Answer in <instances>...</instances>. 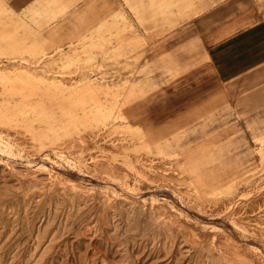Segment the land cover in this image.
Masks as SVG:
<instances>
[{
	"label": "rangeland",
	"instance_id": "rangeland-1",
	"mask_svg": "<svg viewBox=\"0 0 264 264\" xmlns=\"http://www.w3.org/2000/svg\"><path fill=\"white\" fill-rule=\"evenodd\" d=\"M189 2L0 0V264L264 263V205L233 213L264 193V100L224 98L190 21L217 4ZM113 153L181 182L117 183L88 159ZM230 186V209L193 207Z\"/></svg>",
	"mask_w": 264,
	"mask_h": 264
},
{
	"label": "crops",
	"instance_id": "crops-1",
	"mask_svg": "<svg viewBox=\"0 0 264 264\" xmlns=\"http://www.w3.org/2000/svg\"><path fill=\"white\" fill-rule=\"evenodd\" d=\"M190 2L198 8L217 4L191 17L190 21L197 25V50L212 78L220 85L224 98L241 109H247L250 100L254 101L253 106L259 107L264 100V21L260 15L257 21L248 22L254 16V1ZM174 12L172 9V15Z\"/></svg>",
	"mask_w": 264,
	"mask_h": 264
},
{
	"label": "bare ground",
	"instance_id": "bare-ground-1",
	"mask_svg": "<svg viewBox=\"0 0 264 264\" xmlns=\"http://www.w3.org/2000/svg\"><path fill=\"white\" fill-rule=\"evenodd\" d=\"M47 56V55H46ZM25 57V56H24ZM14 58V57H13ZM12 58V59H13ZM28 58V57H27ZM14 59H16V58H14ZM8 60V59H7ZM42 60V59H41ZM40 60V61H41ZM50 60V59H49ZM1 61H3V60H1ZM48 61V60H47ZM10 63V62H9ZM12 63V62H11ZM35 65H36V63H34ZM15 66V65H14ZM67 66V65H66ZM11 67V66H10ZM10 67H6V68H10ZM22 67V66H21ZM57 68V67H56ZM68 68V67H67ZM3 69V68H2ZM5 69V68H4ZM61 69V68H60ZM38 70V69H37ZM52 73V72H51ZM76 76V75H75ZM83 76V75H82ZM41 77V76H40ZM87 78V77H86ZM30 123V122H29ZM30 124H33V123H30ZM36 125H37V123H36ZM40 126V125H39ZM20 128H21V126H20ZM38 129V128H37ZM102 129V128H101ZM86 131H88V130H86ZM98 131V130H97ZM25 132V131H24ZM103 132V131H102ZM23 132H21V134H22ZM77 134V135H76ZM32 135H34V134H32ZM80 135V134H79ZM95 135H97V134H95ZM108 135V134H107ZM107 135H104V136H106L105 138H107ZM84 136V135H83ZM104 136L102 137V138H104ZM109 136V135H108ZM35 137V136H34ZM33 137V138H34ZM76 139H79L80 140V136H78V133H76L75 132V136H74ZM73 137V138H74ZM85 137H88V136H85ZM93 137H95V136H93ZM93 137H91V138H93ZM18 138V137H17ZM20 138V137H19ZM31 138H32V136H31ZM96 138V137H95ZM29 139V138H28ZM111 139V138H110ZM19 140V139H18ZM74 140V139H73ZM104 140V139H103ZM102 140V141H103ZM22 141V140H21ZM24 141V140H23ZM68 141H69V138H68ZM112 141H114V140H112ZM70 142H72V140L70 141ZM116 142V141H115ZM66 143H64V145H65ZM67 147H69L68 149H69V151H74V149H78V147L77 146H75L74 148L72 147V146H74V145H72V143H68L67 142ZM79 145V144H78ZM112 147V146H111ZM111 147H109V148H111ZM119 147V146H118ZM118 147H115V148H118ZM82 148V147H81ZM115 148H111V149H108L109 151H112L113 149H115ZM124 148V147H123ZM123 148H121V147H119L118 149H123ZM67 149V150H68ZM79 150V149H78ZM77 150V151H78ZM104 150H106V149H104ZM76 151V152H77ZM84 151V150H83ZM107 151V150H106ZM114 151V150H113ZM117 151V150H116ZM79 153H80V151H78ZM88 154V153H87ZM113 154H115V153H113ZM123 154V153H122ZM86 155V154H85ZM119 154H115V158H110L111 160L110 161H101V162H99V161H97L96 159H94V158H88L89 160H91V162H92V164H93V166L97 169V170H99V172L101 171V172H103V174H106L107 173V175H110L111 173H113L112 174V176H110V180H114V181H116L117 183H122L123 181H125V176L126 177H129V181L130 180H132V181H137V182H143V183H146V184H148V183H152L153 182V184H155L154 182V180L155 179H158V178H163V179H167L170 183H172V184H175V183H179V182H181V180L179 179V178H177L175 175H169V177H165L166 175H163V173L162 174H159L160 172H159V170H157L159 173H157V172H152V171H147L148 170V168L146 169V170H144L143 168H141V167H137V170L136 171H132V170H129L127 167H125L124 166V163L123 162H125V160H126V157H124V156H122L121 154L118 156ZM90 155L88 154V156L87 157H89ZM134 156V155H133ZM132 155H130V157L129 158H131V160H132V162L135 160V158L133 157ZM90 157H92V156H90ZM109 158V156H106V158ZM112 157V156H111ZM96 158V157H95ZM105 158V157H104ZM106 160V159H105ZM129 162V161H128ZM125 164H127V166H129L128 165V163H126L125 162ZM130 167H132V166H130ZM152 168V167H151ZM134 170V169H133ZM110 171V172H109ZM156 171V170H155ZM162 171V170H161ZM110 173V174H109ZM165 174H167V173H165ZM58 175V174H57ZM56 175V176H57ZM107 175H105V176H107ZM250 175V174H249ZM60 176H62V175H60ZM59 177V176H58ZM60 178V177H59ZM102 178H103V176H102ZM107 178V177H106ZM65 179V178H64ZM67 179V178H66ZM103 179H105V177L103 178ZM108 180V179H107ZM264 180V179H263ZM61 181V180H60ZM63 181V180H62ZM65 181H67V180H65ZM157 181V180H156ZM68 182V181H67ZM163 181H161V183H162ZM65 183V182H64ZM130 183V182H129ZM132 183V182H131ZM157 183V182H156ZM164 183H166V182H164ZM238 183V182H237ZM243 183V182H242ZM245 183V182H244ZM157 184H159V183H157ZM246 184V183H245ZM160 185H162V184H160ZM247 185V184H246ZM231 186H234V185H231ZM231 186H230V188L228 189L227 187H229V186H227L226 187V189L227 190H229V191H231V193L226 197V198H224V201L223 202H218V200L216 199V200H212L213 202H210L209 204H207V203H205V202H203L202 200H201V202H200V204H194L193 205V207L196 209V210H198L200 213H205L206 212V209H208L210 212H218V213H221V212H223V210H226V209H230V207H232V206H235V203L237 202V201H239L240 200V198H242V196H241V191H238L236 188L234 189V188H231ZM237 187V186H236ZM264 187V186H263ZM257 188V187H256ZM262 193V192H261ZM249 201V200H248ZM208 202V201H207ZM259 202V204L258 205H255V203H258ZM264 193L263 194H261L260 196H257L256 198L254 197L252 200H250L249 202H241L239 205H236L235 206V209H234V215L235 216H237V214H243V213H254V212H257V210H259L260 209V207L262 206V205H264ZM262 203V204H261ZM246 205H248V207L249 208H253V209H251V210H248V211H243V209H244V207L246 206ZM262 211H264V210H262ZM217 213V214H218ZM264 213V212H263ZM261 216V215H260ZM263 217V216H262ZM248 219V218H247ZM246 219V220H247ZM250 220V219H249ZM255 220H257V219H255ZM255 223V222H254ZM258 223H260V222H258ZM263 223V222H262ZM252 230V229H251ZM215 234H213V236H214ZM217 237H219L220 239H219V241H218V247L219 248H222L224 251H221V253H222V256H224V257H227V258H231V259H236V260H238V259H247L246 261H249L250 260V262H253L254 261V259L256 260V261H259V262H261V263H263V259L262 258H260V256L257 254V256H255L251 251L252 250H250L247 246H244V245H241L240 243H238V242H236L235 240H233V238H231L228 234H226V233H221V234H218V236ZM217 247V246H216ZM221 249V250H222ZM250 253V255H246L247 253ZM249 259V260H248ZM264 264V263H263Z\"/></svg>",
	"mask_w": 264,
	"mask_h": 264
}]
</instances>
